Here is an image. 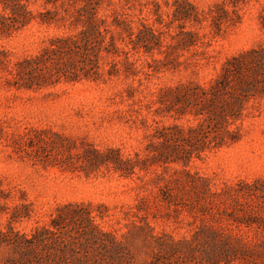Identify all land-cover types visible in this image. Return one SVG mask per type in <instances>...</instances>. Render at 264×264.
Listing matches in <instances>:
<instances>
[{
  "label": "rangeland",
  "instance_id": "1",
  "mask_svg": "<svg viewBox=\"0 0 264 264\" xmlns=\"http://www.w3.org/2000/svg\"><path fill=\"white\" fill-rule=\"evenodd\" d=\"M0 264H264V0H0Z\"/></svg>",
  "mask_w": 264,
  "mask_h": 264
}]
</instances>
